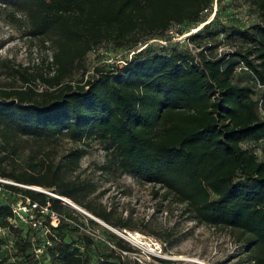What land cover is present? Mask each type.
Listing matches in <instances>:
<instances>
[{
  "label": "trees",
  "instance_id": "1",
  "mask_svg": "<svg viewBox=\"0 0 264 264\" xmlns=\"http://www.w3.org/2000/svg\"><path fill=\"white\" fill-rule=\"evenodd\" d=\"M222 1L0 0L13 21L21 15L22 31L52 52L49 73L22 75L23 86L0 88V178L41 187L111 225L107 214L80 199L83 188L59 174L62 167L77 168L97 143L104 151L102 169L162 186L188 219L237 231L249 263L264 264V160L244 146L264 140V0H242L255 18L247 27L217 28L214 17L191 35L203 48L198 53L160 43L169 42L174 26L208 21ZM106 43L133 53L122 66H98L73 84L86 56ZM221 45L231 51L218 55ZM240 64L246 70L238 72ZM258 89L263 94L256 101ZM61 139L78 145L67 151L65 163L37 161L40 146ZM11 159H26L37 175ZM2 187L0 224L7 232L0 254L15 259L11 264H139L123 258L131 250L122 241L113 244L117 252L110 249L93 261V238L71 224L51 228L50 245L19 218L16 227L9 225L14 205L8 199L17 193L50 202L56 212L67 206L34 190ZM69 232L78 234L80 248L63 239ZM32 236L44 246L39 258Z\"/></svg>",
  "mask_w": 264,
  "mask_h": 264
},
{
  "label": "rangeland",
  "instance_id": "2",
  "mask_svg": "<svg viewBox=\"0 0 264 264\" xmlns=\"http://www.w3.org/2000/svg\"><path fill=\"white\" fill-rule=\"evenodd\" d=\"M216 10L217 14L214 16ZM9 12V9L0 5V88L4 89L23 86L22 75L32 78L49 73L52 56L50 49L22 31L21 15L16 14L15 19L18 21L15 22L8 15ZM214 17V26L217 28H244L255 19L242 0H223L221 5L214 6L208 22ZM196 27L179 25L172 28L175 34H185ZM165 40L169 41L166 44L176 43L170 35H167ZM148 44L157 48L160 43L151 40ZM143 47L144 45L140 48ZM132 53L116 49L109 43L100 45L86 56L83 68L74 76L73 84L81 75L86 80L98 66H122L123 61ZM35 88L38 91L43 89L38 83ZM262 94L263 90L258 89L254 99L260 100ZM76 146L78 145L67 139H61L57 143L40 146L41 150L34 148L37 152L40 151L37 161L43 160L46 166L52 164L51 166L55 167L59 162L65 163L63 157L69 149ZM244 146L252 147L258 159L264 160V140ZM11 163L18 165L20 170L27 169L26 159H11ZM104 163L102 146L91 143L77 168L62 167L59 172L67 181L83 188L79 192L80 199L88 202L97 212L107 214L111 222V225L106 224L69 199L84 213L69 206L62 210L66 215L77 216L78 220L86 225L87 232L95 234L93 246L88 250L93 261L99 254L107 253L110 249L117 252L118 248L113 244L122 241V244L131 250L121 253L123 258L137 261L139 264H251L237 231L214 228L188 219L183 205L175 202L165 188L126 175H118L111 169H102ZM27 171L33 172L28 169ZM33 173L34 176L37 175ZM6 181L14 186L20 185L11 180ZM28 187L33 190L43 189L38 186ZM8 201L16 206L19 198H10ZM82 216L94 223H88ZM115 224L126 227H114ZM63 236L65 241H71L74 247L80 248L77 233L69 232ZM5 256L4 252L0 254V264L15 262V259Z\"/></svg>",
  "mask_w": 264,
  "mask_h": 264
},
{
  "label": "built area",
  "instance_id": "3",
  "mask_svg": "<svg viewBox=\"0 0 264 264\" xmlns=\"http://www.w3.org/2000/svg\"><path fill=\"white\" fill-rule=\"evenodd\" d=\"M207 23L208 21L200 23L196 27V29H193L190 32H186L185 34H175L174 28H170L167 34L170 35L176 43L180 45H185L193 53H198L202 51L203 48L196 46L193 42H191L189 38L191 35L196 33L199 29H201ZM160 43L163 45H166V42L164 41H160ZM216 51H217V54L220 55L221 53H224V52H230L231 49L228 48L227 46L221 45L217 48ZM242 70H246V68L244 67L243 64H240L237 68V71L240 72ZM5 184L14 185V184H11V182L9 181H6L0 178V193H2L3 191L2 186ZM17 186L21 188L33 190V188L28 187V186H22V185L21 186L17 185ZM34 191L54 197L58 199L62 205L72 207L76 211H80L84 213L83 211H81L80 208L72 204L68 199L64 197L55 196L47 192V190H43V189H37ZM16 197L19 198V201H18L19 204L17 203V205L13 207L12 212H13L14 217L13 219H8L9 225L16 227V225L18 224L17 218H19L21 221L28 224L31 227V229L38 232L39 237L45 240L44 244L50 245V242L49 240H47L46 236L48 234H51V228L56 229L62 224H71L72 226L77 228L80 232H84L88 234L89 236H91L92 238L96 237L94 233L87 232L86 228H84L78 222L70 219L68 215L52 210L50 202H46L45 204H39L37 202L31 201L28 197L20 193H17ZM6 232H7V228L0 224V237L6 236ZM37 237L38 236H32L30 239V243L33 248L34 257L39 258L43 254L44 246L42 244L39 245V243L37 242Z\"/></svg>",
  "mask_w": 264,
  "mask_h": 264
}]
</instances>
